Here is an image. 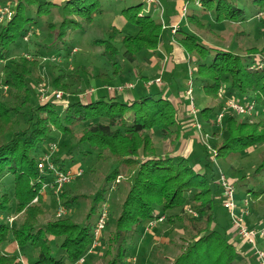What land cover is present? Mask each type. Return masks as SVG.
Listing matches in <instances>:
<instances>
[{"label":"trees","instance_id":"trees-1","mask_svg":"<svg viewBox=\"0 0 264 264\" xmlns=\"http://www.w3.org/2000/svg\"><path fill=\"white\" fill-rule=\"evenodd\" d=\"M172 1L165 0V19L155 18V7L146 11L143 3L124 7L122 14L136 33H124L112 25L105 37L94 38L91 42L95 49L100 48L99 56L112 69L95 74L82 64L68 72V77L84 87L91 86L93 81L123 83L124 77L149 81L142 73V57L150 60L158 53L164 33L168 31L163 21L170 23L167 8ZM251 1L255 9L252 19L264 26V19L256 17L264 11V0ZM186 2L190 6V1L185 0L173 13L181 17ZM13 12L12 19L0 23L1 189L6 178L11 183L13 179L14 183L12 196L5 190L0 191V264H28L17 255L3 252L2 246L12 241L19 246L30 245L36 251V260L30 264H76L81 258L92 256L96 249L101 250L99 242L103 244L105 255L112 254L110 264H126L130 256L128 246L141 237L139 227L164 216L159 211L169 212L164 221L169 230V252L174 254L172 250L176 249L171 264H256L258 258L254 253L241 254L228 228L220 226L218 210L223 194L220 195V185L215 183L219 172L208 158V147L202 143L206 155L205 173L191 164L190 157L176 153L185 132L179 106L164 90L147 88L145 93L135 97L107 90L98 98L89 94L68 103L54 96L43 102L34 100L30 80H44L43 60L68 56L72 34L93 24L95 16L103 12L101 1L64 0L58 4L51 0H15ZM186 19L187 24L215 36L218 35L214 32L215 25L245 23L251 17L235 0H203L199 7H189ZM31 31L35 36L45 32L49 41L30 50L24 37ZM239 34L245 33L237 31L236 39ZM199 35L188 27H181L172 36L189 54L188 68L193 66L196 92L202 91L212 101V104L199 107L198 113L204 131L210 130L215 141L217 158L236 169L233 160L263 146L254 170L234 179L228 178L235 185L236 197L242 198L241 203L249 201L250 218L254 217L257 224L258 218L264 217V58L257 61L256 48L244 50L236 42L230 48L210 45ZM20 45L27 46L30 57L20 56L15 60L13 52ZM52 67L57 68L55 64ZM64 78L65 74L52 76V86L71 90L73 86ZM3 86L10 88L11 101L2 98ZM185 87L187 89V85ZM220 90L223 91L221 98ZM235 92L245 100V104H240H255L256 122H250L247 114L244 118L238 117L237 112L223 115L219 120L225 103L232 100ZM60 105L63 106L61 111ZM56 132L73 137L83 157L95 155L96 162L108 163L111 167L97 199L112 190L110 182L128 174L115 226L104 227L92 253L98 221L93 220L97 203L83 223L70 216L41 222L47 214L41 190L46 184L45 177L52 172H41L38 163L57 141ZM7 134H11L8 139L5 138ZM160 145H163L161 150ZM168 146H173L174 150H168ZM53 162L58 169L69 170L64 162L54 159ZM37 197L38 201L34 202ZM60 197L61 204L67 208L73 207L78 199L77 196L69 197L67 191ZM10 218L14 219L9 221ZM177 229L181 232H176ZM175 234L181 243L173 237ZM55 241L57 251L52 246ZM242 244L245 251L249 245Z\"/></svg>","mask_w":264,"mask_h":264},{"label":"rangeland","instance_id":"rangeland-1","mask_svg":"<svg viewBox=\"0 0 264 264\" xmlns=\"http://www.w3.org/2000/svg\"><path fill=\"white\" fill-rule=\"evenodd\" d=\"M55 3L61 4L64 0H51ZM103 7V12L101 14H97L94 18L93 24L87 26L84 31H77L74 32L73 38L68 42L69 45V52L68 56L65 57H58L56 59L49 58L44 59L42 64V76L44 77V80L42 82H37L36 80H30L31 86H32V94L35 101H42V93L47 91L48 94H52L53 91H59L63 93L62 99H59V101H63L65 103H68L71 100H74L75 98H86L89 94L93 95V98H98L105 94L107 91V87H117L122 84H129L132 83L134 85L131 89H126L123 93L124 97L128 96H138L142 93L146 92V87L142 84L141 81L137 80V78H127L124 77L123 83H107V82H100V81H93V84L89 87H84L79 85L75 82V80L71 77H68L67 73L72 72L75 69H77L80 65H86L89 67L90 70L94 71L95 74L98 72H107L110 71L112 68L109 64H107V61H105L102 57L99 56L100 48H94L91 45V42L94 38H103L105 37V32L108 29L109 26H116L119 29H121L124 33H130L135 34L136 29L132 24H129L125 18V16L122 14V9L126 6H130L133 4L143 3L144 4V10L148 11L149 7H155L154 11V17L157 19L164 18L165 9L164 7L167 5V2L165 0H100ZM161 1V2H160ZM190 1V9H195L199 6H195L193 0ZM237 5L244 8L246 15L251 17V20L245 23H234V22H226L222 26L215 25L214 32L216 34H220L222 37H219L218 35L209 34L206 31H199L195 26H192L191 24H187L186 17H183L181 20L184 22L180 25L181 22H177L179 24L178 29L171 28V32L167 31L164 33V37L162 39L161 44H165L166 47L169 48V41L172 39V35H174L181 27L184 29L185 27L189 28L191 31L197 32L199 37L204 39L208 44L215 45L219 47L224 48H230L233 45V42H236L241 48H244V50L248 48H256V56L257 61L260 62L262 58H264V51L261 52V49L264 47V26H261L259 22H254L253 16L255 15V9L254 5L251 0H235ZM15 0H0V23H5L6 21H9L12 19L13 16V5ZM7 8V9H6ZM171 9L176 10V2L175 0L171 2ZM189 9V8H188ZM151 11V10H150ZM11 12V13H10ZM264 13V11H261ZM254 14V15H253ZM166 17V16H165ZM208 17V16H207ZM56 20H58V16H55ZM181 18V17H180ZM211 17H208L207 20H210ZM261 20L264 19V15L262 17H258ZM257 18V19H258ZM165 19V18H164ZM167 21V20H166ZM259 21V19L257 20ZM176 24V23H175ZM172 24V25H175ZM171 25V26H172ZM166 27V26H164ZM165 30H167L165 28ZM243 32L245 34L238 35V38L236 39V32ZM172 33V35L170 33ZM49 36L42 31L38 33V35H34L31 32L28 33L27 36L24 37V41L27 43V45L30 46V50H36L39 48L38 45H43L45 42L49 41ZM37 42V43H35ZM22 44V43H21ZM160 44V45H161ZM27 46L20 45L19 48L14 50L13 52V58L17 60L20 56H28L30 57V53L27 52ZM260 50V51H259ZM254 54V53H253ZM189 57V54H188ZM144 69L142 70V73H144L150 81L157 80L158 78H162V86L160 89H165L166 87H171L169 85V80L172 79L173 86L181 87L184 83L185 79L188 80L189 76V68L186 65H181L178 67L173 73V75L163 73L160 75V72H158V66L149 67L150 66V60H145L144 57H142ZM189 61V58H188ZM54 62V63H53ZM55 64L57 66L56 69H53L52 65ZM193 71V66L190 67ZM58 74H65L66 78H64L67 82H69L73 87L69 91L62 90L60 88H55L51 84L52 76H57ZM163 76V77H160ZM156 86V85H155ZM155 86H153L152 89H157ZM41 89H44V91H41ZM94 90V92L90 93L91 90ZM186 89V87H185ZM223 91H219L220 98L223 97ZM194 97V103L196 108L199 111V107L212 104L211 99L206 96L202 91L196 92L195 88L192 93ZM1 96L5 100L11 101L10 97V88L8 86H3L1 89ZM187 97V96H186ZM232 101H237L239 103L245 104V100H242L239 93L235 92L231 95ZM52 98V97H51ZM222 100V99H221ZM188 102V105H186V111L189 117V122L191 123V126H193L192 131L188 134V136L194 137V153L189 154L188 157H190L191 164L194 167H197L202 173L206 172L205 169V159L206 155L203 152L202 145L205 144L209 149V160L213 161V164L217 167V170L219 172V176L223 173L228 178L234 179L236 177H239L246 172H251L255 169V166L259 164L260 161V150L263 148V146H260L258 150L251 151L249 154H245L241 157H237L235 160L232 161V165L236 169H232L228 165H224L222 161L217 158V156L214 155L215 148V141L211 137L210 130L205 132L204 128L202 126V123L200 121V114H197V120L198 123L201 124V131H198L194 127L195 117L191 115V105L190 100L187 98L186 100ZM43 102V101H42ZM228 104L227 102L225 103ZM224 106V117H226L229 113H234L235 111L231 109L230 107L225 108ZM59 110H63V106H59ZM238 117L244 118L246 115L241 113H236ZM258 117L255 115L250 116V122H256ZM221 126V125H220ZM11 136V134H7L5 137L8 139ZM54 136L57 138V141L54 142V145H56V148L54 149V152L52 153L51 157L54 160H59L60 162L65 163L66 169H78L82 170L84 172V175L81 176L78 179H75L71 184L66 185L61 191L57 192L55 189H52L50 181L54 180V175L51 173H48L45 177L44 183H48L49 186L43 190V198L45 201V207L47 210L46 217L41 222H48L52 219L57 218H64L67 216L72 217L74 220H76L79 223H83V221L86 219L87 214L92 210L93 206L95 204H98V208L93 215V220L96 221L99 218V215L104 212L106 209L107 212V221L105 224V228H113L116 223V216L117 211L120 203L122 202L125 193H126V187L125 183L128 177L127 173H124L122 176H119L116 181L110 182L112 185V190L106 194L105 197H101L97 199V193L98 191L103 187L106 180L105 177L108 174V172L111 170V167H109L108 163H98L96 162V156L90 155L89 157H83L81 154V147L78 146V143L76 140L69 136L64 135L63 133L56 132L54 133ZM2 140V139H1ZM4 140V139H3ZM201 141V143H200ZM203 143V144H202ZM161 149H163V145L158 146ZM179 147V145H178ZM170 151H173V146L167 148ZM217 155H218V150ZM94 170V171H93ZM219 181L218 179L215 181L217 185ZM4 185L1 189L0 184V191L5 190L7 193H9L11 196L13 195L14 190V183L12 179V183L7 178L4 180ZM235 186V185H234ZM42 191V190H41ZM63 191H67V194L69 197H78L75 204L71 208H67L61 204V193ZM220 196V195H219ZM237 203H241V197L237 196ZM262 200L264 201V197H262ZM62 206L66 213L62 216H58V209ZM160 214L164 215V220H161L160 222H157L154 226L150 227L149 230H147V223L142 224L139 227V232L141 234V237L136 238L129 246V253L130 256L127 259L128 261L126 264H129L130 260L133 257L138 258L139 264H171L172 259L174 258V254L176 253V249L172 250L174 252H169V232L163 231V227L165 226V220L167 215H169V212H166L165 214L162 211H159ZM251 209L249 216L244 218V223L246 226L251 228H263L264 227V217H259L257 224H255V218L251 217ZM257 217V216H256ZM0 219L2 217L0 216ZM12 219V218H10ZM252 219V220H251ZM218 220L220 223V226L227 227L228 232H230L231 240L232 238H237L238 241L236 245V248L239 249L241 254H252L253 251H251L250 247H248L245 251L242 249L244 245L242 244L244 241L242 240L241 236L239 235L238 231L236 230V227L234 226L230 212L223 206V201H220V206L218 210ZM10 221V220H9ZM258 225V226H257ZM164 229H168L166 226ZM169 231V230H168ZM176 232L180 230H175ZM182 234V233H181ZM158 236V238H155ZM177 236V237H176ZM175 239H177V242L181 243V240L178 235L173 236ZM171 239H173L171 237ZM243 241V242H242ZM242 242V243H240ZM258 248L262 251H264V238L258 237ZM98 245V247L101 249H96V251L92 254V256L87 255V257L84 258V262L81 261V258L76 264H110L112 254L105 255V250L103 249L102 242ZM54 251H57L58 245L57 242L52 243ZM243 246V247H242ZM97 247V246H96ZM3 252L9 255H17L22 260H24L26 263L30 264L33 263L36 260V251L32 248L30 245L26 246H19L15 241L7 242L2 246ZM95 250V248H94ZM99 250V252H98ZM251 252V253H250ZM167 255H170V257H167ZM253 256V255H252ZM254 257V256H253ZM255 258V257H254ZM257 258V257H256ZM256 260V259H255ZM256 264H260V261L257 259Z\"/></svg>","mask_w":264,"mask_h":264},{"label":"built area","instance_id":"built-area-1","mask_svg":"<svg viewBox=\"0 0 264 264\" xmlns=\"http://www.w3.org/2000/svg\"><path fill=\"white\" fill-rule=\"evenodd\" d=\"M203 0H193L194 4L196 6H200L202 4ZM188 8H189V2H186L182 8V15L181 19L183 17L187 16L188 13ZM7 9V8H6ZM11 13V12H10ZM264 15L263 12H260L257 14L256 17H262ZM179 24L172 25L171 28L178 29ZM193 77H194V71L189 68V76L187 80V89H186V96L190 100V105L192 107L191 109V115L195 117V122H194V127L198 130L201 131V124L198 123L197 120V114H198V109L195 106L194 103V97L192 95L194 91V82H193ZM146 87L150 88L153 85L161 86L162 85V79L158 78L157 80L154 81H147L145 82ZM134 85L132 83L129 84H122L117 87H107V90L109 91H114V92H124L126 89H131L133 88ZM41 91H44V89H41ZM94 92L92 89L90 93ZM42 101H46L51 97H55L57 99H62L63 93L59 91H53L52 94H48L47 91L45 90L44 93H42ZM228 107L233 109L237 113L241 114H247L248 116L253 115L254 109H255V104H247V105H242L239 102H235L232 100L227 101ZM226 105V107H227ZM225 107V108H226ZM225 110V109H224ZM224 115V111L220 113L219 115V120L222 119ZM56 148V145L52 144L50 147V150L48 153H46L42 159L38 163V167L41 172L45 171H51L52 174L54 175V180L51 184L52 189H55L57 192L61 191L66 185L70 184L73 180H75L77 177L81 176L83 174L82 170H77L74 171L72 169L69 170H60L57 168L55 163L53 162V159L51 157L52 153L54 152V149ZM214 155H217V151L214 150ZM218 184L222 188V194H223V206L230 212V216L232 219V222L234 226L236 227V230L238 231L239 235L241 236L242 240L249 245L251 251H253L254 255L258 258L260 261V264H264V251L260 250L257 246V238L261 237L264 238V227L263 228H251L245 225L244 223V218L249 216L250 214V207H249V201L246 199L242 203L238 204L237 199H236V188L233 183L230 182L228 177L225 174H221L219 176V181ZM49 184L46 183L43 186V190H45L46 187H48ZM38 201V197L35 198L34 202ZM190 213H194L191 210L187 209ZM58 216H62L63 214L66 213V210L60 206L58 209ZM14 218L10 219L12 221ZM161 220H164V216H161L159 219H153L150 220L147 223V230H149L150 227L154 226L157 222H160ZM107 221V212L106 209L105 211L100 214V217L97 221V227L95 229V239L93 242L92 249L90 252L96 248L98 245V240L99 236L102 232V230L105 227ZM82 262H84V258L81 259ZM129 264H139L138 258L133 257Z\"/></svg>","mask_w":264,"mask_h":264},{"label":"crops","instance_id":"crops-1","mask_svg":"<svg viewBox=\"0 0 264 264\" xmlns=\"http://www.w3.org/2000/svg\"><path fill=\"white\" fill-rule=\"evenodd\" d=\"M175 2H176V10H177L178 7L181 6L182 3L185 2V0H175ZM150 8L151 7H149V9ZM173 10L174 9H171V4H170V7L167 8L170 23H167L166 20L163 21L165 26H166V29L170 32H171L170 27L173 23L181 22L180 23V25H181L184 22V20L182 21L178 14L173 13ZM170 34L172 35V33H170ZM173 38L174 37H172V40L169 41V48L166 47L165 44H161L159 46L158 53L153 55L150 59V66L149 67L158 66V72H160V75H162L163 73L173 75V73L176 71V69L178 67H180L181 65H183V66L186 65L187 67L189 65L188 64V53L179 44H177V42ZM160 77H163V76H160ZM173 78L171 77V80H169L168 86H171V87H166L165 89H162V90H164V93L175 104H177L179 106V118L182 122L184 132H185V137L180 141V144H179V147H178L176 153L188 156L189 154L194 153V142H195V140L193 139L194 137L188 136V134L192 131L193 126H191V123L189 122V117H188V114L186 111V96H184V90H185L187 79H185L184 83L182 84V88H181V87L173 86V82H172ZM144 82L145 81H143L142 84L144 85V87H146ZM153 86H155V85H153ZM153 86H151L150 88H153ZM155 87L161 88L163 86L162 85L161 86L156 85ZM146 88H148V87H146ZM128 97H135V96L131 95ZM220 195H222V188L221 187H220ZM162 227H163V231L165 230L168 232V229H164L165 226H162ZM155 238H158V236H156ZM236 239L237 238H234V237L232 238V241L235 244L238 243V241Z\"/></svg>","mask_w":264,"mask_h":264}]
</instances>
